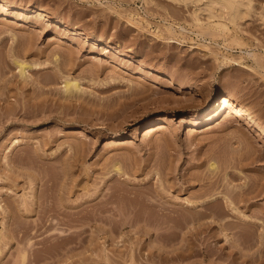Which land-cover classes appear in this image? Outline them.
I'll return each mask as SVG.
<instances>
[{
  "label": "rangeland",
  "instance_id": "1",
  "mask_svg": "<svg viewBox=\"0 0 264 264\" xmlns=\"http://www.w3.org/2000/svg\"><path fill=\"white\" fill-rule=\"evenodd\" d=\"M5 1L0 264H264V244L235 240L246 229L225 237L212 223L201 239L190 224L167 227L156 215L176 209L178 220L193 216L186 200L199 186L184 190L181 180L232 161L231 145L247 138L236 111L264 127V65L244 54L264 58L256 14L221 30L196 25L192 6L172 0ZM261 5L255 0V9ZM14 60L27 65L22 75ZM67 78L79 84L71 97ZM228 94L237 101L224 113L210 109ZM194 111L212 113L189 119ZM158 123L165 127L144 135ZM245 168L243 176L264 177V155ZM256 203L240 211L264 231V194ZM235 216L228 220L238 222Z\"/></svg>",
  "mask_w": 264,
  "mask_h": 264
},
{
  "label": "bare ground",
  "instance_id": "2",
  "mask_svg": "<svg viewBox=\"0 0 264 264\" xmlns=\"http://www.w3.org/2000/svg\"><path fill=\"white\" fill-rule=\"evenodd\" d=\"M172 1L181 3L183 5L190 4L192 6L193 21L195 22L196 25H199V26L206 24L207 26H210V27L213 25H215V27L216 26L219 27L220 25L219 28L221 29L222 27L225 28L228 25H231L235 28H240L241 23H243L244 21L252 17L254 14H256L258 20L260 21L259 23H261V25H263L264 27V5H261L258 10L255 9L254 8L255 0H172ZM1 4L4 7L9 5L8 2H6L5 0H1ZM16 7L18 9L32 12L35 15H39V16L47 15L45 10H42L41 8L37 6H31V5L21 6L18 4L16 5ZM200 14H204L205 16L204 20L199 18ZM55 21L60 22L57 19ZM210 30H208V33L210 32ZM214 31H213L214 33L212 32V34L210 35L215 36L216 34L222 32L221 31L217 33L216 30ZM218 31L220 30L218 29ZM205 33H207V31H205ZM205 33L203 35H205ZM76 34L83 35L84 33L82 31H77ZM203 35L202 37H203L204 42L210 43V41L208 40L206 41ZM200 36H201V33H200ZM91 37H92L91 34H87L85 35L84 38L88 39ZM169 39L172 41L173 37L169 36ZM175 41L180 43V41L178 40H175ZM201 44L203 43L201 42ZM205 47H208V46L206 45ZM244 54L245 56L251 57L250 59H252L255 62V65L257 67L261 66L260 68H262V66L264 65V60H263L264 58L262 56L263 53L261 54L263 59H261L260 55H257L256 51L254 52L253 50L251 51L250 49L247 51H244ZM235 60H238V59H235ZM15 63L19 67L20 75H22L27 65L24 64L23 61L21 62L15 61ZM252 65L254 66V64ZM241 66L247 67V69L249 68V70L252 69L255 71V66L253 67L251 65H242V64ZM63 86H64L63 87L64 91L68 92V94H70V97H71L72 93L78 90L79 84L77 81L70 80L69 78H67L64 81ZM186 87L192 89L194 93L201 92V89L198 86L186 85ZM222 97L223 98L220 100V102H218V100H216L214 103L210 102L209 103L210 109H215V110L219 109V111L221 112L226 111V108L231 104L232 101H237V97L233 94H228L227 96H222ZM239 111L240 110L236 111V115L237 117L239 116L238 117L239 121L242 124V128L240 129L244 133V136H247V138L249 139H250V136H253L257 138L258 140L259 139L263 140L264 127L257 126V124H255L256 121H252V119H248L245 116L242 117L243 114L241 115V112ZM210 113L212 112L194 111L192 112V114H190L192 116H189L190 117L189 119L197 120V119L204 117L205 115H210ZM226 115H228V112ZM208 117L210 119L212 116H208ZM185 120L186 118H181L180 121H185ZM241 124L239 123V125ZM194 125L196 124H193V126ZM236 125H238V123ZM164 127H165V124L163 123H158V124L147 126L145 128L146 130L144 131V135H150L154 132L162 130ZM210 128L211 126L208 125L206 128H204V130L206 129L208 130ZM242 132L240 134H242ZM241 138L242 139L237 140L236 142L234 141L235 144L231 145L233 149H235L234 151L232 147L230 146L233 152V153L230 152L231 153L230 156L232 157V158L230 157L232 159L230 163L228 162L229 160L227 159L226 164L223 163L222 165L220 164L219 166H212L210 164L207 167L208 171L205 169L206 172L203 171L204 173L202 172V174L199 173L198 175L196 174L194 176L192 175L193 180H191L192 178L191 175H189L191 177L187 176L181 180L182 183H186L187 185L183 187L184 190L187 189L189 186H193L195 184L199 186V188L197 189V192L194 193L192 196H189V199L186 200V203L188 204H187V207H185V210H191L192 213H194L192 214L193 216L189 219L178 220L177 217L174 216V213L177 212L176 209L170 210V211L169 210L161 211V212L159 210L160 213H157L156 215H159L161 217L159 221L160 225L167 224V227H174V226H178V224H180V226L181 224H184L185 226L190 224L195 229L196 234H200L201 239L205 238V235H202V234L206 232L207 228H209L212 223L218 225L219 231L222 232L225 235V237H227V230L236 227L242 231L246 229L244 231L245 233L247 231V234L245 237H242V239L241 238L235 239V240H238V242L246 243L248 245L250 244L251 246L256 245L257 249L260 248V246L264 244L263 243L264 231L262 230V227H261L262 225L260 224L261 222L259 221V219L252 218V217L249 218L250 216L248 217L246 213H241L240 211L241 210L240 207H244L245 209L249 210L252 206L258 205L256 203L257 200L260 199L262 194H264V177L263 176L256 177V178H249V176L248 177H246L245 175L243 176L241 172L242 171L241 169L245 168V166H249V164L252 163L254 160H256L258 156L264 155V153H261V151L264 152V145H261L262 143H260V145L258 144L259 145L258 146L257 145L258 140L255 138H251V139L252 141L253 139H255L257 142L256 141L252 142L251 139H250L251 141L250 142L248 141L249 140L248 139L246 141L248 145H246L245 139L247 138L243 136H241ZM262 140L261 142H264ZM242 141H244L245 145H243L244 143H242ZM234 145H236V147ZM236 164L239 165V168L237 167L239 170L236 169V167L233 169L231 168L232 165L236 166ZM227 168L232 169V170H228ZM221 172L224 175H221ZM234 179H238V181L235 182ZM194 182H197V183L194 184ZM179 186H180L179 188H181L182 184ZM262 208H264V206H262ZM157 211L158 210H156V212ZM232 213L236 215L235 217L238 219V222L231 223L228 220L229 214H232ZM40 221L38 223L41 224L43 221L42 222Z\"/></svg>",
  "mask_w": 264,
  "mask_h": 264
}]
</instances>
